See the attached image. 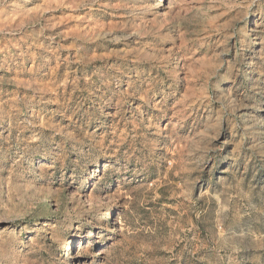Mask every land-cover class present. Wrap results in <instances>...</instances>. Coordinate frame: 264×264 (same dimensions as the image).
Here are the masks:
<instances>
[{
    "label": "rangeland",
    "instance_id": "obj_1",
    "mask_svg": "<svg viewBox=\"0 0 264 264\" xmlns=\"http://www.w3.org/2000/svg\"><path fill=\"white\" fill-rule=\"evenodd\" d=\"M0 264H264V0H0Z\"/></svg>",
    "mask_w": 264,
    "mask_h": 264
},
{
    "label": "bare ground",
    "instance_id": "obj_2",
    "mask_svg": "<svg viewBox=\"0 0 264 264\" xmlns=\"http://www.w3.org/2000/svg\"><path fill=\"white\" fill-rule=\"evenodd\" d=\"M163 2V0H158V4L160 5Z\"/></svg>",
    "mask_w": 264,
    "mask_h": 264
}]
</instances>
